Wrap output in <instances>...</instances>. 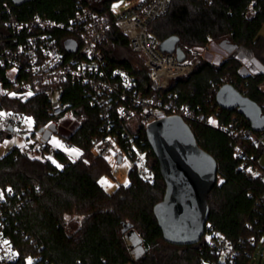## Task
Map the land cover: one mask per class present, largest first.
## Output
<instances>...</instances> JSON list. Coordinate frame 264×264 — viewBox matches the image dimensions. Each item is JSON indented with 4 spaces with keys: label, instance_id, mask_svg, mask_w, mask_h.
Segmentation results:
<instances>
[{
    "label": "trees",
    "instance_id": "1",
    "mask_svg": "<svg viewBox=\"0 0 264 264\" xmlns=\"http://www.w3.org/2000/svg\"><path fill=\"white\" fill-rule=\"evenodd\" d=\"M112 1L31 0L15 5L11 0H0V24L10 19H27L35 13L65 22L79 4L106 14ZM263 24L264 0H170L165 15L149 27L159 42L178 37L177 45L186 55L214 43L225 56L217 64L200 58L192 73L170 81L158 93V104L169 112H179L183 106L189 115L183 119L197 145L216 162V183L207 195L209 216L205 234L220 233L237 245L239 240L264 231V178L250 175L247 170L256 166L264 171V167L255 146L244 135L250 129L249 123L235 110L219 108L215 93L229 83L256 103L264 115V36L259 34ZM224 39L236 45L231 54L217 46ZM119 48L127 49L131 58H120L115 53ZM103 51L110 67L126 68L134 78L135 89L149 92L142 57L129 49L127 39L115 28L110 30ZM260 55L261 60L257 58ZM136 58L140 64L134 62ZM3 76L0 70V82ZM62 101L80 120L65 135L82 152L79 159L71 160L59 149L52 159L45 160L20 155L16 149L0 156V235L9 240L17 254L8 264H204L210 259L218 262L203 237L197 244L187 246L163 240L152 209L161 201L165 185L153 154L149 157L153 182H145L131 169L127 186H120L111 194L98 183V177L108 174L109 169L104 158L92 153L93 140L108 132L119 135L122 144L115 115V105L120 100L112 99L104 108L91 107L83 87L68 84ZM1 103L31 115L38 130L52 120L45 112L47 100L41 93L25 102L3 99ZM135 134L139 146L149 147L142 128L137 127ZM64 214L79 220V228L71 236H66L58 224ZM121 222L133 225L141 240V253H132L134 246L121 233ZM159 243L171 248L170 253L160 251ZM234 264H248V260L241 253Z\"/></svg>",
    "mask_w": 264,
    "mask_h": 264
},
{
    "label": "built area",
    "instance_id": "2",
    "mask_svg": "<svg viewBox=\"0 0 264 264\" xmlns=\"http://www.w3.org/2000/svg\"><path fill=\"white\" fill-rule=\"evenodd\" d=\"M169 2L134 0L131 6L120 9L115 7L117 0H113L106 14L79 4L73 16L65 22H56L37 13L27 19L3 21L0 24V70L4 74L3 82H0V141L13 136L23 140L22 147H12L6 152L16 149L20 155L38 156L45 160L49 158L46 154L52 157L56 149L47 141L38 139L36 133L40 129L36 128L31 115L7 108L1 103L3 99L25 102L43 94L47 100L45 112L52 120L42 128L55 123L57 129L60 119L80 121L69 104L62 101L65 86L78 85L83 87L91 107L104 108L110 105L112 99L120 100L115 105V115L122 144L119 135L107 132L105 136L93 140L95 155L104 158L114 152L116 160L120 157V162L126 161L142 180L153 182L154 171L149 161L152 150L136 143L135 129L139 127L145 131L149 123L166 116L189 118L183 106H180L179 112L171 109L169 112L167 107H161L158 93L170 81L192 73L204 50H191L182 61H178L174 53L159 51L160 42L149 27L155 19L165 15ZM112 28L127 39L133 53L142 57L149 81L148 93L135 89L134 78L126 68L109 66L103 45ZM67 40L75 43L74 52L64 49ZM244 135L250 138L259 155L262 154L264 132L255 135L251 129H246ZM61 138L65 145L72 146L67 138ZM237 152L242 154L241 150ZM247 170L250 175L264 178V171L259 167L249 166ZM58 224L66 236L73 235L79 228V220L68 214L62 215ZM202 237L218 261L210 259L204 264H234L241 253L248 264H264V231L239 240V245L217 232H204ZM16 256L9 240L0 235V263H11Z\"/></svg>",
    "mask_w": 264,
    "mask_h": 264
},
{
    "label": "water",
    "instance_id": "3",
    "mask_svg": "<svg viewBox=\"0 0 264 264\" xmlns=\"http://www.w3.org/2000/svg\"><path fill=\"white\" fill-rule=\"evenodd\" d=\"M11 1L21 5L31 0ZM178 41V37L170 36L159 43L158 49L161 53H174L176 59L182 61L185 53L177 45ZM217 46L226 54L236 49V45L226 39ZM64 49L71 53L76 50V45L67 40ZM215 102L219 108L235 110L242 115L253 132H264L261 108L229 83L217 90ZM46 128L52 133L56 132L55 123H50ZM39 131H43V128ZM145 136L165 185L161 201L152 209L162 238L171 245H195L205 232L209 216L207 195L216 183V162L197 145L189 126L180 116L171 115L152 121L145 130ZM117 162H120V157ZM132 227L131 223L121 222V233L136 246L135 251L141 253V240Z\"/></svg>",
    "mask_w": 264,
    "mask_h": 264
},
{
    "label": "rangeland",
    "instance_id": "4",
    "mask_svg": "<svg viewBox=\"0 0 264 264\" xmlns=\"http://www.w3.org/2000/svg\"><path fill=\"white\" fill-rule=\"evenodd\" d=\"M134 3V0H117L115 4L116 8L122 9V7L131 6ZM259 34L264 36V24L262 25ZM115 53L120 58H131L127 49L119 48L116 49ZM201 54L204 58L208 59L211 63L217 64L220 60L225 58L224 54L220 52L214 43H210L204 50L201 51ZM261 55L257 56L259 60H261ZM134 62L140 64L139 59H134ZM78 123L77 120L73 118H64L58 120V125L55 133L50 132L46 128L43 131H39L36 133V136L40 141H47L48 144L53 149H59L64 152L71 160H77L81 156L82 152L74 147L65 145L64 142L61 140V137H65V135L73 130L75 125ZM264 144V141H263ZM23 140L20 137L13 136L10 138H3L0 141V156H2L8 149L12 147H22ZM92 153L95 155L96 150L93 149ZM49 158L52 159L50 154H46ZM109 169L108 174H102L98 177V183L103 188V190L111 194L113 193L118 187L126 186L129 182V172L131 170L130 166L126 163V161L117 162L115 153L112 152L111 154L104 157ZM259 163L264 167V151L262 154L259 155ZM72 216V215H68ZM130 223V222H129ZM158 249H162L163 253L169 252L172 250L171 248L163 245L161 243L158 244ZM156 251V250H155ZM132 253H136L135 246L132 247ZM170 253V252H169Z\"/></svg>",
    "mask_w": 264,
    "mask_h": 264
},
{
    "label": "flooded vegetation",
    "instance_id": "5",
    "mask_svg": "<svg viewBox=\"0 0 264 264\" xmlns=\"http://www.w3.org/2000/svg\"><path fill=\"white\" fill-rule=\"evenodd\" d=\"M133 254H135V255H136V254H138V253H133Z\"/></svg>",
    "mask_w": 264,
    "mask_h": 264
}]
</instances>
